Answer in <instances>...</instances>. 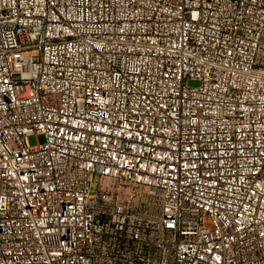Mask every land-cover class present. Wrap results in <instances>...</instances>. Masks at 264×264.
I'll return each mask as SVG.
<instances>
[{
    "label": "built area",
    "instance_id": "built-area-1",
    "mask_svg": "<svg viewBox=\"0 0 264 264\" xmlns=\"http://www.w3.org/2000/svg\"><path fill=\"white\" fill-rule=\"evenodd\" d=\"M261 260L264 0H0V264Z\"/></svg>",
    "mask_w": 264,
    "mask_h": 264
},
{
    "label": "rangeland",
    "instance_id": "rangeland-1",
    "mask_svg": "<svg viewBox=\"0 0 264 264\" xmlns=\"http://www.w3.org/2000/svg\"><path fill=\"white\" fill-rule=\"evenodd\" d=\"M189 86L191 87H196L198 86V83L197 82H193V81H190L189 82ZM44 142V138L42 136H35V135H31L28 137V144L30 146H35L37 143H43Z\"/></svg>",
    "mask_w": 264,
    "mask_h": 264
},
{
    "label": "bare ground",
    "instance_id": "bare-ground-1",
    "mask_svg": "<svg viewBox=\"0 0 264 264\" xmlns=\"http://www.w3.org/2000/svg\"><path fill=\"white\" fill-rule=\"evenodd\" d=\"M254 264H264V260H261L258 263H254Z\"/></svg>",
    "mask_w": 264,
    "mask_h": 264
}]
</instances>
